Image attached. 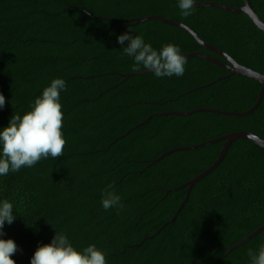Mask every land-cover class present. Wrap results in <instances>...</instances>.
Here are the masks:
<instances>
[{
    "label": "trees",
    "instance_id": "1",
    "mask_svg": "<svg viewBox=\"0 0 264 264\" xmlns=\"http://www.w3.org/2000/svg\"><path fill=\"white\" fill-rule=\"evenodd\" d=\"M205 2L244 5L197 0ZM248 2L264 23V0ZM150 16L189 27L205 44L264 75V33L245 14L194 7L184 18L177 0H0V93L6 101L0 127L12 114L29 111L51 79L67 84L60 100L63 155L0 178V199L13 203L17 214L5 224L3 237L18 246L11 257L16 264H30L55 230L65 232L77 249L94 244L107 252L108 264H250L247 250L264 244L263 230L226 253L264 225V149L248 140L229 146L167 224L185 196L186 188H177L208 169L224 142L151 162L172 149L235 132L264 141V94L243 117L158 116L196 109L245 112L261 85L242 76L225 78L223 68L200 58L186 59L180 78L145 72L126 79L146 71H133L132 58L116 42L129 26L156 49L172 43L183 55L201 53L227 64L182 29L158 20L118 22ZM108 184L121 196L120 211L101 207Z\"/></svg>",
    "mask_w": 264,
    "mask_h": 264
},
{
    "label": "clouds",
    "instance_id": "2",
    "mask_svg": "<svg viewBox=\"0 0 264 264\" xmlns=\"http://www.w3.org/2000/svg\"><path fill=\"white\" fill-rule=\"evenodd\" d=\"M197 0H177L180 15L190 17ZM132 26L119 34L116 42L123 52L132 58V70H147L155 78H180L185 73L186 57L181 48L172 43L159 49L145 42L142 35H133ZM125 42H127L125 44ZM67 91L63 78L56 77L43 88L30 104V110L12 114L7 126L0 127V178L17 173L22 168H32L49 157L56 159L63 155L66 139L62 132L61 93ZM5 96L0 93V110L5 106ZM101 207L108 211L123 209L121 196L108 184L102 191ZM17 214L8 199H0V264H16L11 258L18 246L12 239H4L5 224L11 225ZM107 252L89 244L82 249L74 247L68 235L56 231L50 243L38 245L30 257V264H108ZM250 264H264V244L257 250L248 249Z\"/></svg>",
    "mask_w": 264,
    "mask_h": 264
},
{
    "label": "water",
    "instance_id": "3",
    "mask_svg": "<svg viewBox=\"0 0 264 264\" xmlns=\"http://www.w3.org/2000/svg\"><path fill=\"white\" fill-rule=\"evenodd\" d=\"M244 5L240 8H230V7H226L224 5L218 4V3H214V2H205V3H196V5H194V7L196 8H201V7H214V8H218L220 10L229 12V13H235V14H245L249 17V19L253 22V24L264 33V23L261 21V19L258 17V15L252 10V8L249 5L248 0H243ZM87 13V12H86ZM89 14V13H87ZM94 17V16H92ZM94 18H100V17H94ZM101 19V18H100ZM150 20H158L166 25L172 26V27H176L179 29L184 30L185 32H187L198 44L199 46L209 52H213L216 53L217 55H219L221 58H223L227 64H224L218 60H215L207 55L201 54V53H189L184 55L186 57V59L189 58H200L203 60H206L210 63H213L221 68H223L228 75L225 76L226 77H230V76H242V77H246L249 79H252L254 81H256L257 83H259L261 85V88L258 92V96L256 99L255 104L247 111L245 112H241V113H233V112H225V111H217V110H211V109H196L193 110L191 112H187V113H165V114H160L158 116H168V115H176V116H187V115H192L198 112H207V113H212V114H217V115H227V116H236V117H243V116H247L250 115L260 104L261 99L263 97L264 94V75H261L249 68H246L242 65H239L237 62H235L231 57H229L226 53L222 52L221 50L209 46L207 44H205L197 35L196 33H194L193 30H191L189 27L180 24V23H176V22H172L169 21L163 17L160 16H150V17H145V18H138V19H130V20H121L118 21L122 24H125L126 26H129L130 24H138L144 21H150ZM146 71H142V72H138L135 74H128V75H124L123 77L130 78L133 76H138L140 74H143ZM220 80V79H218ZM216 80V81H218ZM150 118V117H149ZM149 118H147L143 123H145ZM130 132V131H129ZM127 132V133H129ZM236 140H248L252 143H254L255 145H257L258 147L264 149V141L262 139H260L259 137H257L256 135L249 133V132H235V133H230L224 136H221L219 138L213 139L211 141L205 142V143H201L198 144L196 146H189V147H179V148H175L172 149L168 152L163 153L162 155H160L157 159L153 160L151 162V164H156L157 162H159L160 160H162L163 158H165L166 156L173 154L175 152H180V151H191V150H195V149H200L202 147L211 145L213 143H217L220 141H223V145L222 148L220 150V153L217 157V159L214 161V163L208 168L206 169L204 172H202L201 174H199L198 176H196L195 178H193L192 180H190L189 182L183 184L182 186H180L177 189H182V188H186L185 191V196L180 204V206L178 207V209L176 210L175 214L173 215V217L171 218V220L167 223H172L174 222V220L176 219L179 211L184 207L185 203L187 202V199L189 197L190 191L192 189V187L201 179H203L204 177H206L208 174H210L219 164L220 162L223 160L229 146ZM177 189H173V190H177ZM173 190H169L167 191H173ZM165 224V225H167ZM164 225V226H165ZM264 230V225L261 226L260 228H258L256 231H254L252 234H250L249 236L243 238L241 241H239L237 244H235L234 246L227 248L226 249V253H229L231 251H233L235 248H237L238 246H240L241 244L249 241L250 239L254 238L257 234H259L261 231ZM151 238V237H150Z\"/></svg>",
    "mask_w": 264,
    "mask_h": 264
}]
</instances>
